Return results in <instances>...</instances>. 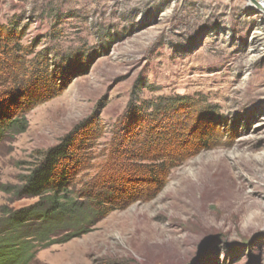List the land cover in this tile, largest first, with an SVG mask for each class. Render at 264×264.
<instances>
[{"label":"rangeland","instance_id":"1","mask_svg":"<svg viewBox=\"0 0 264 264\" xmlns=\"http://www.w3.org/2000/svg\"><path fill=\"white\" fill-rule=\"evenodd\" d=\"M133 89L139 101L187 97L163 124L184 122L191 142L160 183L112 159ZM0 92L7 105L36 95L16 102L25 129L0 139V219L37 200L13 186L85 119L93 158L71 197L85 211L91 184L124 181L106 215L50 231L26 264H264V10L251 0H0ZM204 130L207 144H193Z\"/></svg>","mask_w":264,"mask_h":264},{"label":"trees","instance_id":"2","mask_svg":"<svg viewBox=\"0 0 264 264\" xmlns=\"http://www.w3.org/2000/svg\"><path fill=\"white\" fill-rule=\"evenodd\" d=\"M136 94V89L130 93L117 133L125 152L118 155L111 153L112 159L115 162H126L127 168L123 165L120 167L127 169L130 177L134 178L132 180L160 183L168 176L171 168L182 161V151H178L179 148H186L191 142L184 135L183 130L187 128L184 127V122L180 123L181 127L176 122L169 126L163 124V118L169 110L186 105L187 97H182L184 101L180 102L170 97L139 101ZM25 97L28 100L36 95L25 92L18 98L11 99V105L0 102V110H4V114L0 116V139L7 131L22 132L25 129L26 121L13 118L14 113L24 115L25 111H21V105L16 102L22 103ZM195 125V128L192 127L193 133L198 129L199 123ZM90 126L89 119L75 124L57 143L41 151L38 160L30 163L27 173L19 176V182L13 186L11 193L17 198L37 200L31 205L5 211L4 217L0 219V223L8 230L3 235L0 234V264H26L33 257L35 241L44 240L46 234L60 229L66 222L73 221L71 223L79 225L81 222L88 223L94 218L103 217L108 213L109 204L117 199L115 192H125L122 184L124 181L118 183L112 179L105 180L106 189L103 191L92 190L95 185L91 184L87 193L92 197V207L85 211H82V202L74 201L71 197L70 190L75 186L72 180L79 172L78 168L82 167L83 161L93 158L91 148L94 147V136L89 131ZM207 131H200L193 144L206 145L209 134ZM120 197L125 198L122 194ZM36 220L44 222V226L35 231L33 238L27 240L22 228ZM80 232L85 231L79 230L77 234Z\"/></svg>","mask_w":264,"mask_h":264},{"label":"water","instance_id":"3","mask_svg":"<svg viewBox=\"0 0 264 264\" xmlns=\"http://www.w3.org/2000/svg\"><path fill=\"white\" fill-rule=\"evenodd\" d=\"M253 3H255V4H257L260 8H262L263 10H264V8L262 7L263 5H262V3H264L263 2V0H261V2H258V1H256V0H251Z\"/></svg>","mask_w":264,"mask_h":264},{"label":"bare ground","instance_id":"4","mask_svg":"<svg viewBox=\"0 0 264 264\" xmlns=\"http://www.w3.org/2000/svg\"><path fill=\"white\" fill-rule=\"evenodd\" d=\"M260 2H261V1H260ZM262 5H263L262 7L264 8V3H262Z\"/></svg>","mask_w":264,"mask_h":264}]
</instances>
